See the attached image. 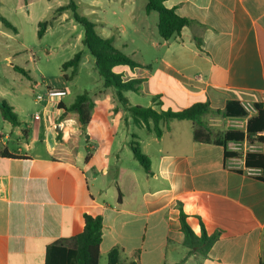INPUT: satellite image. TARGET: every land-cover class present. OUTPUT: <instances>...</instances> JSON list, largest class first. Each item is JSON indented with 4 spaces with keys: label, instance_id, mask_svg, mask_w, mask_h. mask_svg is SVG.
I'll return each mask as SVG.
<instances>
[{
    "label": "crops",
    "instance_id": "0c3cea01",
    "mask_svg": "<svg viewBox=\"0 0 264 264\" xmlns=\"http://www.w3.org/2000/svg\"><path fill=\"white\" fill-rule=\"evenodd\" d=\"M163 1L195 22L170 40L159 35L158 14L146 13V0L77 4L99 36L141 64L114 68L124 81H143L140 91L124 92L129 106L177 112L197 103L214 110L230 102L264 105V0ZM80 51L76 74L61 71L54 84L68 90L65 98L38 104L31 91L37 81L27 71L23 89L35 108L24 96L5 99L20 125L5 121L0 152L20 158L0 156V264H46L52 246L73 252L86 214L103 219L99 264H108L115 248L120 264H264V181L260 169L245 167L248 152L264 154V131L263 143L229 142L239 155L228 159L223 146L196 141L190 121H162L158 137L153 122L135 125L116 91L104 87L94 57ZM88 91L95 106L84 130L78 114L59 104L69 107ZM203 120L214 139L247 125L214 113ZM132 142L150 159L151 174ZM180 206L198 236L202 226L209 235L222 232L208 258L186 259Z\"/></svg>",
    "mask_w": 264,
    "mask_h": 264
},
{
    "label": "trees",
    "instance_id": "16d2710c",
    "mask_svg": "<svg viewBox=\"0 0 264 264\" xmlns=\"http://www.w3.org/2000/svg\"><path fill=\"white\" fill-rule=\"evenodd\" d=\"M146 13L158 14V33L164 40H170L180 35L182 29L193 25L195 22L176 14L174 9H169L164 5L163 0H146ZM70 11L76 23L82 26L84 36L82 44L89 53L94 57L96 68L99 75L104 80L105 88H113L116 91V99L118 103L128 111L137 126L145 125L149 127V123L153 122V131L158 137H161L162 130L160 123L177 121H190L194 123V139L196 141L215 143L221 145L225 149V159L238 157V153L228 150L229 142H248L249 144L263 143L261 133L264 131V105L255 104L256 115L250 116L238 102H230L223 110H214L208 103H197L182 111H157L152 107L129 106L128 100L124 95L126 91H140L143 83L142 80L124 81L123 76L114 71L117 66H128L131 69L141 67V64L134 61L128 55L120 51L115 45L113 38H103L98 35L96 25L89 20L87 16L82 14L79 6L71 1L68 5L57 9L56 15ZM2 24L17 33V28L12 25L5 17L0 15ZM48 28V23L39 24L38 37L42 38ZM82 59V51L62 64V72L72 68V75H75ZM18 69V68H17ZM25 76H29L24 69H18ZM69 79L68 76H65ZM59 106L68 112L77 113L79 120L85 130L90 124L94 102L92 100V92L88 91L79 95L75 102L69 107L62 104ZM0 112L2 119L10 123L13 127L20 125L17 114L5 99L0 102ZM221 115L224 118H243L247 119L246 130H229L221 137L214 139L210 134L204 117L208 114ZM131 148L135 159L140 163L146 173L151 174L150 159L142 152L140 146L136 142L131 143ZM0 156L7 158H20V156L10 154L7 150L0 152ZM88 154L86 160L89 161ZM245 167L248 169H260L262 175L259 177L264 181V154L258 152H248L245 155ZM85 226L82 233L75 239V249L73 252L63 247L52 246L47 256L46 264H99L100 261V245L103 237V219L102 217H93L86 214L84 216ZM180 223L181 231L184 234L183 245L187 248L188 253L186 259L191 256L206 259L213 245L218 241L221 231L209 235L204 226H202V234L198 236L188 224V216L184 213L180 206ZM108 264H120V250L115 248L108 254ZM131 264H137L136 262ZM183 264V262L181 263Z\"/></svg>",
    "mask_w": 264,
    "mask_h": 264
},
{
    "label": "rangeland",
    "instance_id": "374dc122",
    "mask_svg": "<svg viewBox=\"0 0 264 264\" xmlns=\"http://www.w3.org/2000/svg\"><path fill=\"white\" fill-rule=\"evenodd\" d=\"M71 1L79 4V0H32L26 7L22 0H0V15L18 30V34H14L0 21V102L2 99L13 102L15 97L24 96L29 106L35 108L32 93L23 89L29 83V76L18 69L30 71L31 77L39 83L54 85L61 76L62 63L86 48L82 44L84 30L74 21L71 12L54 16L58 8ZM140 3L145 4V0ZM87 17L93 22L92 16ZM43 22L48 23V28L39 38V24ZM79 80L86 84L85 76ZM244 122L243 119L239 126ZM7 125L0 112V134L8 133Z\"/></svg>",
    "mask_w": 264,
    "mask_h": 264
},
{
    "label": "built area",
    "instance_id": "2783aa9c",
    "mask_svg": "<svg viewBox=\"0 0 264 264\" xmlns=\"http://www.w3.org/2000/svg\"><path fill=\"white\" fill-rule=\"evenodd\" d=\"M44 88L43 92H37L39 87ZM31 91L34 94L35 100L38 104H46L50 100H60L68 95V90L65 87H56L48 82H35L31 84ZM242 107L250 115L256 111L255 107L251 104H243ZM39 114L36 115V119H39Z\"/></svg>",
    "mask_w": 264,
    "mask_h": 264
}]
</instances>
